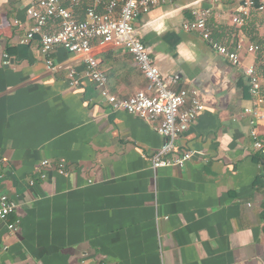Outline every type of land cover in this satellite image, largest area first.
<instances>
[{
  "label": "crops",
  "instance_id": "crops-1",
  "mask_svg": "<svg viewBox=\"0 0 264 264\" xmlns=\"http://www.w3.org/2000/svg\"><path fill=\"white\" fill-rule=\"evenodd\" d=\"M30 5L0 0V194L17 204L0 220V264H260L264 158L251 133L256 128L264 137V103L250 94L245 75L247 67L257 69V56L245 54L234 66L183 29L195 10L212 9L214 40L233 49L247 39L231 33L235 0L165 2L136 20L163 75H178L179 88L196 89L205 106L177 141L179 151L196 153L193 159L157 170L151 157L163 138L152 126L113 112L89 79L71 87L68 71L84 66L64 48L55 49L48 67L39 37L21 43L33 25ZM97 58L111 95L149 91L123 47ZM61 159L67 176L49 168L40 178L43 161Z\"/></svg>",
  "mask_w": 264,
  "mask_h": 264
},
{
  "label": "built area",
  "instance_id": "built-area-1",
  "mask_svg": "<svg viewBox=\"0 0 264 264\" xmlns=\"http://www.w3.org/2000/svg\"><path fill=\"white\" fill-rule=\"evenodd\" d=\"M177 0H30L27 10L33 25L21 43L29 45L36 37L40 39L41 52L46 58L48 67H54L51 58L55 49L62 47L79 58L84 69L68 71V82L71 87H79L83 79H89L100 90L113 112H126L141 118L152 126L163 138V145L151 157L155 170L163 167H184L195 156V152H181L177 141L187 133L205 106L196 89L179 88L178 75L165 77L154 62L150 50L138 36L136 20L149 13L153 8L165 2ZM236 7L232 14V24L237 29L251 21L257 12L264 11V5L257 8L258 0H235ZM77 9H82L81 19ZM212 9H198L193 12L195 21H188L183 29L188 33H198L212 49L230 61L234 66L243 65L245 54L254 55L259 51L256 44L238 42L234 48L214 40L208 25ZM18 24L19 22H15ZM123 47L134 59L141 73L150 84L149 91H139L129 98L111 95L107 88L108 77L101 68L97 52L109 47ZM249 81L250 94L258 104L264 103L262 78L254 65L245 70ZM260 118L259 110H247ZM253 146L264 158V137L256 128L251 133ZM2 164H0V168ZM41 179L48 175L49 168L56 169L67 176L69 171L65 159L57 165L49 161L41 163ZM35 181H31L34 185ZM17 204L7 195L0 194V220L6 221L16 210ZM9 232L17 230L16 224L8 226ZM264 264V260L260 263Z\"/></svg>",
  "mask_w": 264,
  "mask_h": 264
},
{
  "label": "trees",
  "instance_id": "trees-1",
  "mask_svg": "<svg viewBox=\"0 0 264 264\" xmlns=\"http://www.w3.org/2000/svg\"><path fill=\"white\" fill-rule=\"evenodd\" d=\"M261 5H264V1L263 0H258V2H257V8L260 7ZM255 18H256V20L259 19V18H261L259 22L264 25V11H261V12H257L254 15L253 19L251 21H248L245 26H243L242 28H239V31H241L246 36V33L245 32L254 23L256 24V20L254 21ZM248 39H246V41H245L247 44H256V45L259 46V51L256 53L257 54L256 66H257V69H258V72H259L260 76H262L264 78V37L263 38H260L258 35H256L254 37H251V39L249 41H248ZM248 91H249V88H248Z\"/></svg>",
  "mask_w": 264,
  "mask_h": 264
},
{
  "label": "rangeland",
  "instance_id": "rangeland-1",
  "mask_svg": "<svg viewBox=\"0 0 264 264\" xmlns=\"http://www.w3.org/2000/svg\"><path fill=\"white\" fill-rule=\"evenodd\" d=\"M261 18L257 19L256 18L254 19V21L256 20V24L254 23L252 26H250V28L245 32L246 33V36L249 38L248 41L251 39V37H254L256 35H258L260 38H263L264 37V25L262 23H260ZM253 21V22H254ZM252 22V23H253ZM255 26V27H254ZM234 30L231 32L232 35L236 36L238 35L239 33V30L236 29L235 27H233ZM232 39H235V38H232ZM237 40H238V37H237ZM239 42V41H238ZM248 55V54H247ZM250 56V55H248ZM257 56V54H255V57ZM259 73V72H258ZM260 75V74H259Z\"/></svg>",
  "mask_w": 264,
  "mask_h": 264
}]
</instances>
